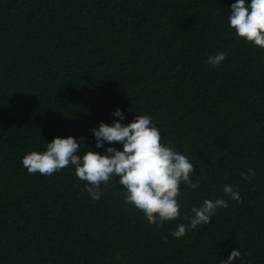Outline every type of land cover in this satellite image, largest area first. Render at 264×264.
I'll return each instance as SVG.
<instances>
[{"label":"trees","instance_id":"16d2710c","mask_svg":"<svg viewBox=\"0 0 264 264\" xmlns=\"http://www.w3.org/2000/svg\"><path fill=\"white\" fill-rule=\"evenodd\" d=\"M235 2L0 0V264H221L233 250V264H264V49L229 26ZM117 108L124 125L151 116L195 166L200 187L181 186V215L161 228L124 202L118 176L93 200L73 166L21 163L55 137L82 139L79 155L123 150L91 132ZM218 198L228 207L211 224L171 235Z\"/></svg>","mask_w":264,"mask_h":264},{"label":"clouds","instance_id":"9594fccd","mask_svg":"<svg viewBox=\"0 0 264 264\" xmlns=\"http://www.w3.org/2000/svg\"><path fill=\"white\" fill-rule=\"evenodd\" d=\"M231 14L228 24L239 38L264 49V0H236L230 6ZM226 59V53L219 52L207 56V63L218 67ZM113 116L119 117L111 125L101 121L99 126L91 129L96 147L119 143L123 150L108 147L104 154L88 150L79 155L80 141L73 136L55 137L46 144L44 151H30L21 160L29 174L53 175L64 168L73 166L76 176L86 182V191L93 200H99L104 189L114 176H118L119 185L124 190V202L143 213L149 224L161 228L166 222L180 217L181 186L191 189L200 187L199 181L193 182L192 173L195 166L180 151L169 146L171 141L162 142L161 131L149 115H136L126 125L119 121L125 119L124 113L117 108ZM242 179L255 177L254 169L242 172ZM223 192L233 200L242 202L239 189L224 185ZM225 199H204L199 207L191 208V216L186 225L181 223L171 232L177 239L188 231L211 224L212 217L220 208H227ZM241 257L240 250H233L227 260L221 264H233Z\"/></svg>","mask_w":264,"mask_h":264}]
</instances>
